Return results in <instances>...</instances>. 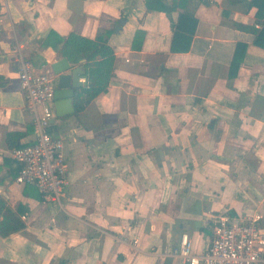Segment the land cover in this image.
I'll list each match as a JSON object with an SVG mask.
<instances>
[{
	"label": "crops",
	"instance_id": "crops-1",
	"mask_svg": "<svg viewBox=\"0 0 264 264\" xmlns=\"http://www.w3.org/2000/svg\"><path fill=\"white\" fill-rule=\"evenodd\" d=\"M251 2L0 0V197L25 215L0 236V264H182L171 253L181 235L203 252L215 213H260L264 227V47L254 42L264 15ZM181 12L195 19L189 48L172 51ZM49 30L108 31L114 53L107 90L53 117L67 163L60 203L16 183L11 156L34 138L19 59H58L42 43ZM9 132L23 133L12 147Z\"/></svg>",
	"mask_w": 264,
	"mask_h": 264
},
{
	"label": "built area",
	"instance_id": "built-area-1",
	"mask_svg": "<svg viewBox=\"0 0 264 264\" xmlns=\"http://www.w3.org/2000/svg\"><path fill=\"white\" fill-rule=\"evenodd\" d=\"M261 24L264 20L255 26ZM17 73L25 107L33 115L34 138L12 148L11 156L19 163L14 181L33 184L43 200L60 203L67 163L63 141L51 131L55 78L50 66L42 64L36 68L24 58L19 59ZM21 217L24 219L25 215ZM211 233L203 252L193 251L191 240L183 234L171 253L182 264H264V227L260 213L236 216L215 213L211 216Z\"/></svg>",
	"mask_w": 264,
	"mask_h": 264
},
{
	"label": "trees",
	"instance_id": "trees-1",
	"mask_svg": "<svg viewBox=\"0 0 264 264\" xmlns=\"http://www.w3.org/2000/svg\"><path fill=\"white\" fill-rule=\"evenodd\" d=\"M253 5L257 6V17L264 15V5L259 0H252ZM251 2V3H252ZM157 7V6H156ZM167 14L170 13L172 7L161 4L157 7ZM195 21L193 15L187 12L179 13L176 20L171 19L172 51H186L189 48V22ZM187 31V34H186ZM189 31V32H188ZM109 32L97 34L94 38L85 37L74 31L67 35H59L53 30H49L43 44L52 47L58 57H65L71 63H82L85 68L84 74L87 77L86 86L74 96L75 110L78 112L83 110L85 105L93 98L107 90L110 78L113 75L114 53L108 43ZM257 45L264 47V24L254 39ZM138 48L139 44H132ZM84 60V62L82 61ZM82 61V62H81ZM21 132H9L6 135V142L9 147L14 146ZM18 145V144H16ZM15 145V146H16ZM19 210L12 209L4 198L0 197V236L6 237L13 232H17L25 227V223L18 214Z\"/></svg>",
	"mask_w": 264,
	"mask_h": 264
},
{
	"label": "water",
	"instance_id": "water-1",
	"mask_svg": "<svg viewBox=\"0 0 264 264\" xmlns=\"http://www.w3.org/2000/svg\"><path fill=\"white\" fill-rule=\"evenodd\" d=\"M52 72L57 75L54 89V115L62 117L74 112L73 99L75 90L87 84V77L83 67L77 65L70 66V62L65 57H60L50 64ZM83 78L80 82L79 79ZM53 118L51 119V123Z\"/></svg>",
	"mask_w": 264,
	"mask_h": 264
}]
</instances>
